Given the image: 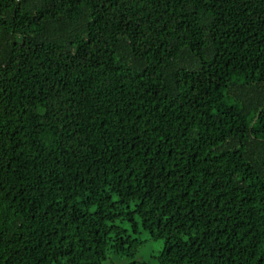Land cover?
<instances>
[{"label":"trees","instance_id":"obj_1","mask_svg":"<svg viewBox=\"0 0 264 264\" xmlns=\"http://www.w3.org/2000/svg\"><path fill=\"white\" fill-rule=\"evenodd\" d=\"M0 264H264V0H0Z\"/></svg>","mask_w":264,"mask_h":264},{"label":"rangeland","instance_id":"obj_2","mask_svg":"<svg viewBox=\"0 0 264 264\" xmlns=\"http://www.w3.org/2000/svg\"><path fill=\"white\" fill-rule=\"evenodd\" d=\"M161 245H162V241L156 242V243L155 242L146 243L142 247V249L140 251V256L142 258H147L150 255V253H151L152 250L160 249L161 248Z\"/></svg>","mask_w":264,"mask_h":264}]
</instances>
